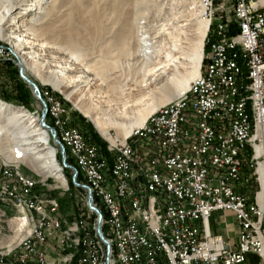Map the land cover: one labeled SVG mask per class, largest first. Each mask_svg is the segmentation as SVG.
Instances as JSON below:
<instances>
[{"label":"built area","instance_id":"built-area-1","mask_svg":"<svg viewBox=\"0 0 264 264\" xmlns=\"http://www.w3.org/2000/svg\"><path fill=\"white\" fill-rule=\"evenodd\" d=\"M232 1L234 16L247 44V59L254 61L261 120L258 141L262 144L264 0ZM211 8H215L214 2L207 0L204 14L214 24L207 28L204 40L207 52L203 71L177 100L162 106L128 138L114 143V174L106 173V160L100 159L96 148L69 126L60 103L49 92H42L43 100L38 106L41 112L46 109L53 140L69 148L66 158H77V174L83 176L84 190L89 192L92 202L105 199L109 206L110 232L119 234L120 249L119 260L109 259L108 235L101 232L107 264H249L248 254H260L263 234L257 205L238 191V186L248 182L242 176L244 164L252 168L248 161L243 163L248 155L245 99L236 81L223 17L221 13L211 17ZM3 55L0 48V59ZM138 141L145 143L142 157L138 155ZM25 182L6 176L0 162V203L16 211L17 229L23 228L25 223L19 217L17 204H10V197L18 196V200L34 206L40 225V232L29 235L19 248L43 259L38 244L59 232L61 248L63 223L57 218L53 203L41 202L40 195L25 189ZM82 211L83 259L79 264H95L90 221ZM217 213L223 216L222 222L213 217ZM227 213L237 223L236 243L213 230L221 224L226 228ZM150 219L158 220L161 235L150 232ZM102 225L101 219L100 230ZM169 245H176V252H169ZM169 253H176V262H169Z\"/></svg>","mask_w":264,"mask_h":264},{"label":"rangeland","instance_id":"rangeland-1","mask_svg":"<svg viewBox=\"0 0 264 264\" xmlns=\"http://www.w3.org/2000/svg\"><path fill=\"white\" fill-rule=\"evenodd\" d=\"M203 1L204 0H74L73 4L67 5V0H53L54 8H58L60 6L59 4L62 3L66 5L61 9L62 14L64 15H62V23L60 22L55 24L56 36L52 39V43H56L57 45L54 47L50 45L52 43L49 44L47 43L48 40H45L44 43L46 44L43 48L39 47V50L37 49L38 51L36 49L31 50V52L35 53L29 56L30 64L35 67L34 73L25 71V68L21 63L22 59L15 54L17 47H14V43L11 44L4 40H0V48L3 49L4 54L3 58L0 59V103L10 105V107L12 106L14 108L17 107L25 109L29 111L30 114L35 113L34 117H36V114L39 113V117H41L42 112L40 111L38 104H40L39 101L43 100V96L41 97L42 92L47 91L51 94L55 101L60 103L62 109L66 111L65 114L68 117L70 125H72L73 119L82 121L85 125L89 124L100 137L102 142L106 144V147H108L107 137L102 136L95 128L93 122L86 118L79 111V109L74 106L73 99L68 98V95L72 91L65 89L57 90L56 86L60 82L68 83L72 77L83 76L84 74L81 64H83L87 57H95L97 67L99 68L97 75H99V78L104 82V87L102 88L100 95H98V93H93V95L87 94L85 97L86 99L90 98L93 106H97L102 111L103 116L101 117L104 118L106 122H118L123 123L124 126H128L133 122L138 113L148 107V103L150 102V99H147L138 104L135 103L133 92L130 90L131 85L133 84L132 78L137 77L140 80L147 74V72L142 69L141 63L138 59L136 60L135 56H133L131 51L133 44L132 46L130 44V46L123 51L119 50V52L114 55L115 57H111L107 54L108 48L105 46L106 43L110 41L115 32H120L121 30H124L125 27L137 35L144 34V37H155L158 52L160 54L159 58L161 59L163 56L161 60L166 61V56L171 53L175 58L174 61L178 62V65H180L179 62H184V65L179 66L180 68L178 67L177 70L179 74L183 76L182 81L186 79L188 80L191 68L188 66L186 60L182 61L180 59V55L173 51L172 47L175 44L174 41L178 40L177 43L181 45L182 49H189L188 55L192 52V46L196 36V23ZM39 11L41 10L31 13L24 20H27L26 22H29L31 19L33 20L36 13H39ZM37 19L38 17L36 16V20ZM4 27L5 24L1 21L0 28ZM36 44H38V42ZM40 44L42 43L40 42ZM59 44L61 47L69 45L76 46L78 56L75 58L70 54H60L61 51L57 48ZM205 47L206 46L204 45L203 57L207 52V48ZM21 48H25L24 44H21ZM71 50L73 51L74 49L71 48ZM23 52L28 53L29 51L24 50ZM69 52L71 53L70 50ZM101 54H104L107 59L105 60L104 58L98 57ZM108 56L110 57L108 58ZM204 64L205 61L203 58L200 73L204 69ZM154 67L155 64L147 67L146 70L153 69ZM170 72L171 73L168 75L172 76L174 74V70L170 69ZM92 73L93 72H90L89 75H92ZM22 76L36 85L39 96L32 90L33 86L31 84L28 85L23 80ZM164 78L165 81L163 80L160 85L166 82L168 76H164ZM196 78L191 80L189 84ZM18 92H20L25 98L24 104L26 106L16 103L14 99H11V97L15 98V95H17ZM168 103H170V101L164 105ZM161 107L162 106L159 108ZM158 111L159 109L155 113ZM150 118L146 123L149 122ZM1 119L2 117H0V127L2 126ZM44 123L46 126L51 127V121L46 118V116ZM107 130V132L110 133H108L109 137H117L118 140H121V129L119 127L109 124L107 125ZM49 136L50 144L53 147H55V144L60 148L61 143H55L50 132ZM85 142L96 148L100 159H105L99 154L95 144L88 143L86 140ZM0 143L11 147V144L14 145V139L13 137H10L9 140L4 135L1 136L0 134ZM143 146H145L144 142H137L138 155L140 157H142L141 151H143ZM106 151L109 155H111V157L113 156V153L109 152L107 148ZM250 159L251 157L246 156L243 159V163L245 161L249 162ZM57 160L61 163V155L59 154V151H57ZM70 160L72 159L70 158ZM11 161L12 160L6 161L0 156L1 163L10 164ZM258 162L262 164L264 163V160H259ZM13 164L19 166V172H22L21 174L23 176L31 177L37 182L38 185L36 186L35 191L41 196V200L54 197L58 198V203L59 200L64 201L66 199L68 201L66 211L64 213L60 211L59 204L58 212V215L63 220V224L65 226H71L74 223L82 225L81 213L83 212L82 210H85L86 217L90 215V231L94 232L93 226L96 223V217L92 211L88 209L86 203V192L82 188L75 187L71 178L70 182L74 188L81 190V193L79 191L73 192V196L71 197L72 200L70 199V202L67 199L69 198V184L64 175V171L62 174L64 176V180H66L67 187L61 186L53 177H45L44 175L35 172L33 168L25 162L17 161ZM246 165L247 164H244V166ZM244 166L243 168H245ZM254 167L255 169L251 168L253 171L250 176L242 175L243 178H248V182L238 186V191L239 189H242V187L245 188L244 193H242L245 194L247 198L252 195L255 203L256 193L261 191V186L259 183V174H256L255 171V164ZM64 169L68 170L67 168H63V170ZM251 178L253 179L252 189L248 188V183ZM75 180L79 185L85 186L86 184L82 175V181L78 182L77 178H75ZM249 193L250 195H248ZM94 200L96 206L100 207L101 204L98 203L96 199ZM96 206L95 208L97 210L100 209V214L103 218H105V210H102L101 208L98 209ZM3 212L5 213L4 215ZM227 215L230 217L226 218V228L223 224L220 226L217 225L216 227L214 226L216 228L215 233L225 235V230H227L228 238L233 243H236L237 223L232 214L227 213ZM17 216L18 214L13 208H5L0 203V264H76L74 259L75 256L70 262H63L66 252H63L59 247V232L47 237L42 244H38L44 255L43 259H37L34 253H26L25 250H21L19 246L23 243V240L27 238V233L20 232L19 229H17L19 226V222L15 220V217ZM217 217H220L218 220L221 222L222 215L217 213V216L215 215L214 218ZM260 224L264 239V220H261V217ZM82 228H80L78 235H83V231H81L83 230ZM63 229L65 230L66 228ZM103 231L104 229L102 228L101 232ZM260 254L257 255L259 258L255 261L256 263L253 262V264H264V259ZM249 255L251 254L247 255V260L249 264H252L249 260Z\"/></svg>","mask_w":264,"mask_h":264},{"label":"bare ground","instance_id":"bare-ground-1","mask_svg":"<svg viewBox=\"0 0 264 264\" xmlns=\"http://www.w3.org/2000/svg\"><path fill=\"white\" fill-rule=\"evenodd\" d=\"M67 1V5L74 3V0ZM206 1L207 0H204L201 4L202 8L199 12L196 23V36L193 42L192 52L188 55L189 49H182L181 45L177 43L178 40L174 41L175 44L172 47V50L180 55V59L182 61L186 60L188 66L191 68L188 80L186 79L182 81L183 76L180 75L177 70L179 66L184 65V62H179L180 65H178V62L174 61L175 58L171 53L166 56V61L161 60L163 56L161 59L159 58L160 54L158 52L155 37H144V34H139V32V35H137L125 27L124 30L115 32L110 41L106 43L105 46L108 48L107 54L111 57L116 55L119 50L123 51L130 46V44L131 46L133 44V48L131 49L132 54L136 57V60L138 59L141 63L142 69L147 72V74L140 80L137 77L132 78L133 87L131 85L130 90L133 92L135 103L138 104L147 99H150V102L148 103V107L138 113L133 122L128 126H124L123 123L118 122H106L105 119L101 117L103 116L102 111L97 106H93L90 98L86 99L85 97V95H93V93H98V95H100V92L104 87V82L99 78V75H97L99 68L97 67L95 57L89 56L84 60L83 64H81L84 74L83 76L72 77L68 83L60 82L56 86L57 90L65 89L72 91L68 95V98H72L74 106L79 109V111L86 118L93 122L95 128L102 136L107 137V149L109 152L113 153L112 157L116 156V145L114 144V141L119 140H117V137L108 136L109 132H107V125L112 124L119 127L121 129L120 141L125 140L135 130L140 129L143 125H145L148 119L158 109H160V106H163L165 103L173 99V101L177 100L182 93L187 91L189 88V82L199 76L204 58V40L207 28L212 27L214 24V21L209 23V15L204 14V11H206ZM209 2H214L215 7L211 8V17H219V13H221V17H223V27L225 28L229 39V51L233 57V67L236 81L239 86L240 94H244L246 151L248 148L251 149V156L249 152H247L249 157H251L249 160L250 167L255 169V164L256 174H259L261 191L256 193L255 203L261 220H264V163L261 164L258 162L259 160H264V141L262 144L258 141L261 134V120L260 107L258 103V85L254 77V61L253 59H247V44L244 40V35L240 29L239 23L234 16L233 1L209 0ZM53 5V0H0V26L1 21L5 24L4 28H0V40H4L11 44L14 43V47H17L15 54L22 59L21 63L25 68V71L31 73L35 72L34 65L30 64L29 56L35 54L34 52H31V50H37L39 47L43 48L46 44L44 43L45 40H48L47 43L49 44L52 43V39L56 36L55 24L60 22L62 23L64 15L62 14L61 9L66 5L64 3L59 4L60 6L58 8H54ZM37 10H41L39 13H36V16L38 17L37 20L36 16L29 22L24 20L31 13L35 11L37 12ZM233 24L237 26V31H234V34H230V30L232 28L231 25ZM37 42L38 44H36ZM40 42L42 44H40ZM21 44H24V49L21 48ZM50 45L55 47L57 44L52 43ZM57 48L61 51L60 54L62 55L70 54L75 58L78 56L76 46L69 45L61 47L59 44ZM71 48L74 49V52ZM24 50H28L29 52L24 53ZM110 56H108V58ZM98 57L104 58L105 60L107 59L104 54H101ZM154 64L155 67L153 69L146 70L147 67ZM170 69L174 70V74L172 76L168 75L171 73ZM90 72H93L92 75H89ZM164 76H168V78L166 82L160 85L163 80L165 81ZM34 115L35 113L30 114V112L25 109L17 107L14 108L12 106L10 107V105L0 103V117H2L0 134L1 136L4 135L9 140L10 137H13L14 139V145L11 144V147L0 143V156L6 161L12 160L10 164L3 163L4 174L6 176L18 177L19 181H26L25 189H28L29 192L38 195L35 191V188L38 185L37 182L32 178L28 180V176H23L21 174L22 172H19V166L13 163H16L17 161L25 162L33 168L35 172L42 174L45 177H53L56 182L63 187H67V183L62 174L64 167L62 168V165H60L61 163L57 160V151H59V148L55 144V147L50 144L49 130L41 125L39 113L36 114V117H34ZM70 126L78 131V129L73 125ZM63 151L65 154V163L68 166L73 167L75 169L74 171L78 173L77 167L69 165V157L67 156L66 158V155H69V148H66V150L63 148ZM71 159L77 165V158ZM28 165L26 166L29 167ZM68 170H70L71 173H74L73 170ZM106 173L114 174V160L110 168L106 165ZM88 194L89 192H86V195ZM57 199L58 198L52 197L46 200H41L40 196L41 202L53 203V208L56 211L57 218H59V221L63 223V220L58 215L59 203ZM98 203L101 204L98 209L101 208L106 212L105 218H103L101 214L100 216L103 221L102 228L104 229L102 234L108 235V258L111 260H119V234L117 232H110L112 214L105 199H98ZM10 204H17L19 217L25 223L23 228H18L20 232L27 233V238H29V235H33V233L40 232L38 216L36 215V210L32 204H26L25 200H18V196H11ZM92 205L94 207L93 202ZM98 211L99 213L101 212L100 209ZM92 213L96 217V223L93 226L94 232L90 231V242L92 244L94 254L96 255L95 264H107V251L104 246L103 237L100 238L97 233V226H101V219L96 213ZM88 218L90 219V215H88ZM63 228L66 229L64 230ZM80 228H82V225L77 223H74L71 226H65L64 224L61 225V236L63 237L64 242L61 250L66 252L63 259L64 263L70 262L74 256L76 264H79L83 259V235H78ZM149 229L153 235H161V227L157 219H150ZM221 235L226 237L227 233H225V235ZM25 239L22 244H24ZM263 240L262 236V243ZM169 252H176V245H169ZM260 253L261 257L264 259V244ZM169 262H176V253H169Z\"/></svg>","mask_w":264,"mask_h":264},{"label":"trees","instance_id":"trees-1","mask_svg":"<svg viewBox=\"0 0 264 264\" xmlns=\"http://www.w3.org/2000/svg\"><path fill=\"white\" fill-rule=\"evenodd\" d=\"M232 27V28H231ZM231 32H230V34H234V31L236 32L237 30H236V28H237V26H235V24H233V25H231ZM232 29H234V30H232ZM232 31H233V33H232ZM205 48H207V47H205ZM245 72H246V70H245ZM25 96V95H24ZM26 97V96H25ZM8 99H10L9 97H7ZM11 99H14V101L16 102V103H19V104H23V105H25L24 103H25V98L23 97V95L20 93V92H18V94L17 95H15V98H12L11 97ZM26 106V105H25ZM46 118H48L47 117V115H46ZM72 125L74 126V127H76L77 129H78V131L83 135V137H84V139L88 142V143H92V144H95L96 146H97V149H98V151H99V154L102 156V157H104L105 159H106V165H107V167L108 168H110L111 166H112V164H113V159H112V157H111V155H109L108 154V152L106 151V144L104 143V142H102V140L100 139V137L96 134V132L94 131V129L89 125V124H87V125H85V123L83 124L82 123V121H77V120H75V119H73L72 120ZM96 130V129H95ZM98 133V132H97ZM247 152H249V154H250V156H251V149L250 148H248L247 149ZM247 157H249V155H247ZM68 160V159H67ZM68 163L69 164H71V165H73V166H75L76 164L72 161V160H70V158H69V160H68ZM76 167V166H75ZM245 168H243V175L244 176H250L251 175V173H252V169L251 168H249V167H247V165L246 166H244ZM64 171V175H65V177L67 178V180H68V184H69V198H67L70 202H71V200H72V193L73 192H75V191H79L80 193H81V190H78V189H76V188H74V186L72 185V183L70 182L71 181V178H72V175L70 176V174H72L71 173V171L70 170H63ZM70 172V173H69ZM66 173V174H65ZM253 178V177H252ZM250 179L249 180V183H248V188H250V189H252L253 188V179ZM77 181L78 182H80V181H82L81 180V175H80V173L78 174V176H77ZM239 191L242 193H244V188L242 187V189H239ZM248 195H250V193L248 194ZM50 196V195H49ZM71 199V200H70ZM249 201L251 202H253L254 201V197L251 195L250 197H249ZM69 202V203H70ZM67 203H68V201L65 199L64 201L63 200H59V204H60V211H62L63 213L66 211V209H67ZM69 220H70V218H69ZM215 230H216V228L214 227V232H215ZM259 258V256H257V255H255V254H251V255H249V260H250V262L253 264V262H255L257 259ZM256 263V262H255Z\"/></svg>","mask_w":264,"mask_h":264},{"label":"water","instance_id":"water-1","mask_svg":"<svg viewBox=\"0 0 264 264\" xmlns=\"http://www.w3.org/2000/svg\"><path fill=\"white\" fill-rule=\"evenodd\" d=\"M22 78H23V80H24L28 85L31 83V85L33 86V87H32V88H33L32 90H33L34 92H36V94L39 96V92H38V89H37L36 85H34L30 80L26 79L24 76H22ZM45 115H46V109L43 110V112H42V114H41V117H40V118H41V119H40V121H41V125H42L43 127H45L46 129H48L49 132H50V133L52 134V136H53V135H54V133H53V129H52V128H49V127L46 126L45 123H44ZM54 142H55V143H59L58 140H54ZM60 150H61V165H62V167H64V168H68V169H71V170L74 171L75 169H74L73 167L68 166V165L65 163V154H64L63 148L61 147ZM76 174H77V173L74 171L73 176H72V183H73V185H74L75 187H78V188L86 189V187H85L84 185H79V184L76 182V180H75V178H76ZM86 203H87L88 209H89L90 211L96 213V214L98 215V217H100V213H99V211H98L95 207H93V205H92V197H91L90 194L87 195ZM97 233H98L99 237L101 238L102 235H101V230H100L99 225L97 226Z\"/></svg>","mask_w":264,"mask_h":264},{"label":"crops","instance_id":"crops-1","mask_svg":"<svg viewBox=\"0 0 264 264\" xmlns=\"http://www.w3.org/2000/svg\"><path fill=\"white\" fill-rule=\"evenodd\" d=\"M215 215L217 216V214H215ZM225 216H226V217H230V216L227 215V214H225ZM215 219H220V217H217V218H215ZM221 219L223 220V216L221 217ZM222 220H221V222H222ZM218 221H219V220H218ZM215 227H216V226H215ZM226 231H227V230H226ZM225 233H226V232H225ZM225 233H224V234H225Z\"/></svg>","mask_w":264,"mask_h":264}]
</instances>
